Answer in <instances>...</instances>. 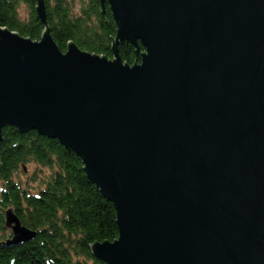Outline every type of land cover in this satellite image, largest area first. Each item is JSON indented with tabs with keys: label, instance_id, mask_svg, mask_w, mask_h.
<instances>
[{
	"label": "water",
	"instance_id": "water-1",
	"mask_svg": "<svg viewBox=\"0 0 264 264\" xmlns=\"http://www.w3.org/2000/svg\"><path fill=\"white\" fill-rule=\"evenodd\" d=\"M98 1L112 60L0 29V141L32 130L81 159L116 212L104 264H264V0ZM4 213L0 245L31 242Z\"/></svg>",
	"mask_w": 264,
	"mask_h": 264
},
{
	"label": "trees",
	"instance_id": "trees-1",
	"mask_svg": "<svg viewBox=\"0 0 264 264\" xmlns=\"http://www.w3.org/2000/svg\"><path fill=\"white\" fill-rule=\"evenodd\" d=\"M46 28L35 13L36 0H0V29L40 41L44 31L61 52L72 42L81 51L112 58L116 24L108 5L102 15L98 0H42ZM26 7V17L19 9ZM122 62H140V53L129 44L119 46ZM0 141V241L10 236L3 211L10 207L19 222L35 232L31 242L19 246L0 245V264H104L92 254L94 243H113L118 237L116 212L83 172V163L59 142L37 132H18L5 126ZM31 167L33 181L19 179ZM26 173V174H27ZM19 177V178H18Z\"/></svg>",
	"mask_w": 264,
	"mask_h": 264
},
{
	"label": "rangeland",
	"instance_id": "rangeland-1",
	"mask_svg": "<svg viewBox=\"0 0 264 264\" xmlns=\"http://www.w3.org/2000/svg\"><path fill=\"white\" fill-rule=\"evenodd\" d=\"M18 13H19V16H21L22 18L26 17V7L24 5H22V7L19 9ZM34 170H35V168L31 167V171L29 173H27V174H25L23 176L21 175L20 178L18 177L25 186L28 185V187H31V188H36L37 187V182L38 181L34 182L33 181V177L30 174ZM9 234L11 236V233H9ZM9 238H7L6 240H8Z\"/></svg>",
	"mask_w": 264,
	"mask_h": 264
},
{
	"label": "bare ground",
	"instance_id": "bare-ground-1",
	"mask_svg": "<svg viewBox=\"0 0 264 264\" xmlns=\"http://www.w3.org/2000/svg\"><path fill=\"white\" fill-rule=\"evenodd\" d=\"M100 2V1H99ZM101 4V3H100ZM106 5V4H105ZM105 5H104V8H105ZM104 8H103V15H104ZM102 10V9H101ZM11 32V31H10ZM13 33H15V34H17V35H19L18 33H16V32H14V31H12ZM11 32V33H12ZM46 31H44L43 33H45ZM43 33H42V35H43ZM42 35H41V37H40V39H42ZM20 36V35H19ZM49 36H50V34H49ZM21 37V36H20ZM23 38V37H22ZM25 38V37H24ZM51 38V37H50ZM26 39H28V38H26ZM31 40V39H30ZM53 40V39H52ZM32 41V40H31ZM33 42V41H32ZM36 42H38V41H36ZM35 42V43H36ZM72 43V42H71ZM55 44V43H54ZM69 44V43H68ZM68 44H67V46H68ZM73 44V43H72ZM66 46V47H67ZM112 49V48H111ZM80 50V49H79ZM118 51H119V48H118ZM85 52H87V51H85ZM89 53V52H88ZM90 54H92V55H94L93 53H90ZM97 55V54H96ZM99 56V55H98ZM101 57V56H100ZM141 58V57H140ZM113 58H111L110 60H112ZM140 63V62H139ZM17 130V129H16ZM76 155V154H75ZM24 169H25V171H24ZM23 171H24V173L26 174L27 173V169L24 167L23 168ZM41 184H40V182H37V187L36 188H41V186H40ZM36 188H32V190L34 189V192L36 193ZM29 189H30V187H29ZM8 210H10L11 211V213H13V215H15L16 216V213L15 212H13V210L10 208V207H8L7 209H5L4 211H3V213L4 212H6V211H8ZM4 217H5V213H4ZM17 217V216H16ZM29 230V229H28Z\"/></svg>",
	"mask_w": 264,
	"mask_h": 264
}]
</instances>
